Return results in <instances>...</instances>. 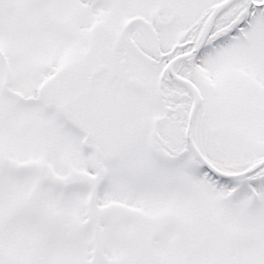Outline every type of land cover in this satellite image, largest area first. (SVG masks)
I'll return each mask as SVG.
<instances>
[{"label":"snow or ice","instance_id":"obj_1","mask_svg":"<svg viewBox=\"0 0 264 264\" xmlns=\"http://www.w3.org/2000/svg\"><path fill=\"white\" fill-rule=\"evenodd\" d=\"M0 264H264V0H0Z\"/></svg>","mask_w":264,"mask_h":264}]
</instances>
